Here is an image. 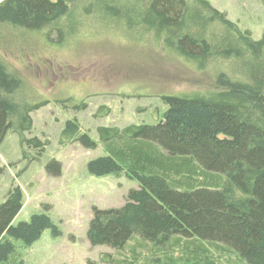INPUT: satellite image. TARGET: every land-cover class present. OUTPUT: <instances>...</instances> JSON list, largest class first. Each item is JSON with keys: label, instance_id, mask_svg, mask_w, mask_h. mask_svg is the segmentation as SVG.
<instances>
[{"label": "trees", "instance_id": "obj_1", "mask_svg": "<svg viewBox=\"0 0 264 264\" xmlns=\"http://www.w3.org/2000/svg\"><path fill=\"white\" fill-rule=\"evenodd\" d=\"M97 26L118 30L128 43L153 36L200 70L224 68L216 74L218 90L206 97L162 98L166 110L156 125L98 128L105 156L89 162L87 173L124 175L138 185L121 208L92 209L91 247L121 255L134 244L131 259L103 254L102 264H136L139 254L144 264H218L214 256L223 264H264V31L253 41L205 0L0 2L2 47L27 37L63 47L79 34H96ZM21 91L20 78L0 60V145L12 132L39 158L47 142L25 134L30 115L48 102H32ZM61 139L97 148L76 121L66 122ZM46 171L59 177L60 164L50 161ZM22 207L17 187L0 203V264H22L17 244L29 249L47 230L60 236L45 214L13 226Z\"/></svg>", "mask_w": 264, "mask_h": 264}, {"label": "rangeland", "instance_id": "obj_2", "mask_svg": "<svg viewBox=\"0 0 264 264\" xmlns=\"http://www.w3.org/2000/svg\"><path fill=\"white\" fill-rule=\"evenodd\" d=\"M205 1L248 32L253 41L261 39V0ZM95 30L96 34H79L63 47H48L44 37L43 42L41 37H27L0 46V60L22 82L21 94L35 103L48 102L30 115L32 129L25 134L27 139L47 142L41 157L21 146L12 132L0 145V203L12 188L20 189L23 196V207L12 225L45 214L60 232L54 238L45 231L29 249L17 244L22 264H102L103 254H111L115 261L131 259V242L119 255L104 246L91 247L86 238L93 208L119 209L128 192L138 189L124 175L94 177L87 173L89 162L105 156L98 128L156 125L166 110L162 98L206 97L218 90L216 74L223 67L208 65L200 70L165 52L153 36L128 43L118 30L100 26ZM68 121H76L97 148L64 144L61 133ZM50 161L60 164L59 177L46 171ZM144 257L139 254L136 264H144ZM214 257L218 264L226 263Z\"/></svg>", "mask_w": 264, "mask_h": 264}]
</instances>
